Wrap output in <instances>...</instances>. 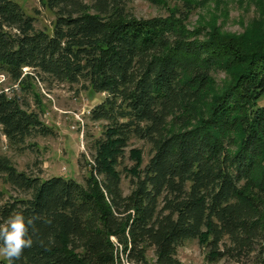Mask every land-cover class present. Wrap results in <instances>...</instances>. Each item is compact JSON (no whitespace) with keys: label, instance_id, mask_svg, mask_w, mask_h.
<instances>
[{"label":"trees","instance_id":"trees-1","mask_svg":"<svg viewBox=\"0 0 264 264\" xmlns=\"http://www.w3.org/2000/svg\"><path fill=\"white\" fill-rule=\"evenodd\" d=\"M127 1L45 0L48 34L0 0V74L13 89L41 78L105 94L89 113L103 126L84 185L18 172L0 155V180L21 195L2 202L0 191V223L37 216L44 242L14 264H181L185 241L209 263L264 264V43L189 30L174 13L137 19ZM219 69L229 81L214 91ZM23 105L0 91L11 147L51 133ZM135 139L150 146L145 165Z\"/></svg>","mask_w":264,"mask_h":264},{"label":"rangeland","instance_id":"rangeland-1","mask_svg":"<svg viewBox=\"0 0 264 264\" xmlns=\"http://www.w3.org/2000/svg\"><path fill=\"white\" fill-rule=\"evenodd\" d=\"M27 16L35 21V28L51 34L55 22L54 13L45 6V0H11ZM128 13L137 19L168 17L176 14L185 18L186 29L206 32L216 30L223 34L240 38L248 46L264 43V0H128ZM91 6V0H83ZM91 12V11H90ZM229 75L219 69L212 76L214 91H218L229 81ZM38 78V77H37ZM84 83L70 85L56 83L41 78L27 80L25 88L13 89V82L0 74V91L19 100L30 112H36L40 121L50 129L47 137L37 136L27 140L20 147H11L0 128V155L7 156L18 172L42 180L50 177L73 179L82 185L88 177V163H91L93 143L102 135L101 122L89 119L90 110L103 99V94L94 93L82 87ZM264 104V98L259 105ZM132 148L143 152L144 165L148 162L150 146L139 140H131ZM130 165L129 162H125ZM124 194L130 192L127 180L122 181ZM2 202L12 197H21L9 185L0 180ZM154 262L153 250L146 255ZM176 258L181 264H235L228 260L207 262L204 250L195 241H185L176 250ZM5 262V258L0 257Z\"/></svg>","mask_w":264,"mask_h":264},{"label":"clouds","instance_id":"clouds-1","mask_svg":"<svg viewBox=\"0 0 264 264\" xmlns=\"http://www.w3.org/2000/svg\"><path fill=\"white\" fill-rule=\"evenodd\" d=\"M37 219H39L37 216L25 217L23 211H14L0 223V257L5 258L8 264H14L16 260H19L24 250L33 247L34 243H44L36 235L38 230L35 227V221Z\"/></svg>","mask_w":264,"mask_h":264}]
</instances>
